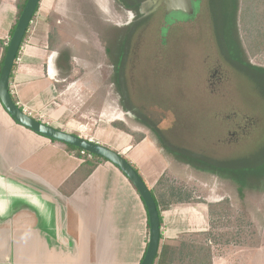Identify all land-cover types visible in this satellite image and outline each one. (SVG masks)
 <instances>
[{
  "label": "rangeland",
  "instance_id": "374dc122",
  "mask_svg": "<svg viewBox=\"0 0 264 264\" xmlns=\"http://www.w3.org/2000/svg\"><path fill=\"white\" fill-rule=\"evenodd\" d=\"M192 1L191 14L161 12L143 31L141 45L133 43L137 49L123 70V91L130 97L125 103L111 84V61L96 36L110 30V42L118 41L111 26L127 19L115 12L113 0H42L36 20L49 25L54 45L48 53L71 54L73 71L58 101L81 110H75L74 125L103 126L121 117L131 131L155 140L169 160L157 191L164 211L176 204L183 210L167 236L226 231L230 242L215 249V264H264V190H248L242 201L232 182L173 155L224 168L225 174L229 166L264 163V73L257 69H264V50L254 58L245 49L242 0ZM224 199L233 215L220 222L208 205Z\"/></svg>",
  "mask_w": 264,
  "mask_h": 264
},
{
  "label": "crops",
  "instance_id": "0c3cea01",
  "mask_svg": "<svg viewBox=\"0 0 264 264\" xmlns=\"http://www.w3.org/2000/svg\"><path fill=\"white\" fill-rule=\"evenodd\" d=\"M15 8L10 1H1L0 40L6 43L17 23ZM36 18L20 49L10 86L18 104L43 123L127 158L160 204L163 239L175 241L178 237H168L166 230L175 226L171 221L183 209L176 204L164 211V199L157 191L171 168L169 160L155 140L145 137L135 143L132 135L120 130L116 122L121 117L103 126L86 121L74 125L76 109L58 101L68 79L61 77L56 66L59 52L48 53L49 25ZM83 162L65 145L16 123L0 103V173L12 180L11 188L18 193L9 191L0 199V264L141 263L149 242V218L142 198L110 162L82 180L78 171ZM34 201L45 205L44 219L29 206ZM188 217H193L189 211Z\"/></svg>",
  "mask_w": 264,
  "mask_h": 264
},
{
  "label": "trees",
  "instance_id": "16d2710c",
  "mask_svg": "<svg viewBox=\"0 0 264 264\" xmlns=\"http://www.w3.org/2000/svg\"><path fill=\"white\" fill-rule=\"evenodd\" d=\"M27 1L28 0L15 1L18 19L22 14V11ZM40 4L37 7V10L35 12V15L33 16L32 21H34L37 12L40 9ZM0 5H1V0H0ZM241 8H242L241 15L242 18L244 19L243 25L247 30V32L249 33L246 38L245 49L247 50V52H249L250 56L255 58L262 52V50H264V0H242ZM31 26L32 25L30 24L29 30L31 29ZM15 28L16 25L11 30L10 39L15 31ZM111 31L118 32L119 30L115 28L114 30ZM250 33H254V35ZM27 36L28 33L24 38L23 44L25 43ZM8 44L9 42L6 43L3 40H0V50H1L0 73L7 53ZM53 45H54L53 39L50 38V46H51L50 48H52ZM246 57L248 58V55ZM71 60L72 57L69 51L67 50L60 51L56 62V66L59 70L61 77L69 78V76L71 75L73 69ZM243 60L244 59H242V62ZM246 65L252 66L249 60L246 63ZM252 67L254 68V66ZM15 69H16V64L12 71L10 84L13 80ZM257 69H259L261 72L264 73V69L262 68H257ZM11 95L16 105H18L21 108V110H23V108L18 104V100L16 99L12 91H11ZM116 125L123 132L132 135L135 139V143H139L144 139L143 135L131 131L124 123L119 121L116 122ZM152 132L154 134L158 133V131H152ZM51 141L54 143L65 145V147L68 149V152L72 154L75 152L76 156L84 161L83 164L81 165L80 170L78 171V175L79 173H81L83 177L82 180H86L91 174H93V172L101 164L108 162L106 159L96 155L89 156V153H85L83 155L81 149L75 148L73 146L66 145L54 140ZM173 155L177 158L179 162H183V164L185 165H188L192 168H196L197 166L199 169L198 168L196 169L199 170L200 172L211 173L217 176L218 178H220L221 180H227V181L229 180L236 187L238 197L242 201L246 199V194L248 190L249 191L251 190L258 191L260 189L264 190V174H262L264 163L259 166H246L243 168L239 166L238 168H236V166H229L227 168L228 172L227 174H225L224 168L215 167L211 164H205L194 158L183 159V157L181 158L178 155L176 156V153ZM125 159L129 161L127 158ZM132 166L139 173L141 178L145 181L144 177L135 167V165L132 164ZM151 192L156 200L161 217L160 204L155 197L154 191L151 190ZM231 206L232 205L228 199H224L217 203H211L208 205L209 214L211 215L212 218L221 222L223 218L226 216H228V218H231L229 214L232 212ZM244 210L247 212V209ZM231 215H233V213H231ZM161 225H162V217H161ZM229 236H230L229 232L226 231L215 232L212 229H209L208 232H202V233H185L175 241H165L161 235L160 248L154 264H214L216 259L215 249L219 248L220 246H224L225 244H229L230 242Z\"/></svg>",
  "mask_w": 264,
  "mask_h": 264
},
{
  "label": "water",
  "instance_id": "95a60500",
  "mask_svg": "<svg viewBox=\"0 0 264 264\" xmlns=\"http://www.w3.org/2000/svg\"><path fill=\"white\" fill-rule=\"evenodd\" d=\"M41 1L42 0L27 1L16 24L15 31L9 41L7 53L0 73V103L8 115L19 125L48 139L73 146L91 155L102 157L116 166L128 178L142 198L149 218V242L145 257L143 258L141 264H154L159 252L162 235L160 212L150 188L141 178L139 173L134 169L132 163L108 147L102 146L87 139H83L74 134L66 133L33 118L24 110H21V108L16 105L12 98L10 91V79L12 71L18 59L24 38L29 31V26L32 23L33 16L35 15L37 7ZM164 1L167 6V13L180 11L191 14L194 11V4L192 0ZM11 183L12 180L10 178L0 173V199L5 196L4 193H9V191L13 194H18L15 189L13 190L11 188ZM29 197L30 195L26 197L27 203H29ZM29 206H31L39 215H41L42 218L46 214L45 205L42 203L34 201L32 204H29Z\"/></svg>",
  "mask_w": 264,
  "mask_h": 264
},
{
  "label": "flooded vegetation",
  "instance_id": "af4514ba",
  "mask_svg": "<svg viewBox=\"0 0 264 264\" xmlns=\"http://www.w3.org/2000/svg\"><path fill=\"white\" fill-rule=\"evenodd\" d=\"M115 3V12L121 13L126 17V21L118 23L117 26H111L112 29L117 28L119 31L116 33V44L110 42L111 37L115 36L109 32H103L96 34L97 40L102 44L106 60L110 62L111 69V84L116 87L120 93L121 102H128L130 97L123 91L124 88V74L123 70L128 65L126 57L129 55H134L133 49H137L134 46L136 40L139 41V44L142 43V34L143 31L148 28L150 20L156 19L159 17V13L167 12V6L164 0H113ZM157 18L156 20H158ZM110 29V28H109ZM146 37V36H145ZM143 37V39L145 38ZM115 45V46H114ZM116 49H115V48ZM60 53V52H59ZM133 53V54H132ZM111 57V58H110ZM113 57V60H112ZM145 70V69H144ZM143 70V71H144ZM217 71V70H216ZM218 73V72H217ZM215 72V74H217ZM216 77V75H215ZM222 80V79H220ZM123 103V104H124ZM131 117L130 112H126ZM149 129H152L149 127ZM155 131V130H153ZM158 131V130H157ZM158 136L160 137V131H158Z\"/></svg>",
  "mask_w": 264,
  "mask_h": 264
},
{
  "label": "built area",
  "instance_id": "2783aa9c",
  "mask_svg": "<svg viewBox=\"0 0 264 264\" xmlns=\"http://www.w3.org/2000/svg\"><path fill=\"white\" fill-rule=\"evenodd\" d=\"M85 153H87V152H85V151H82V154L84 155ZM89 156H91V154H89Z\"/></svg>",
  "mask_w": 264,
  "mask_h": 264
}]
</instances>
